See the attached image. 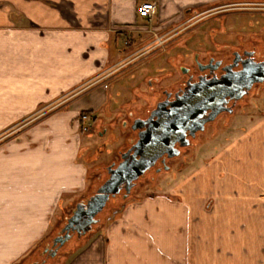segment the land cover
Segmentation results:
<instances>
[{
    "label": "crops",
    "instance_id": "0c3cea01",
    "mask_svg": "<svg viewBox=\"0 0 264 264\" xmlns=\"http://www.w3.org/2000/svg\"><path fill=\"white\" fill-rule=\"evenodd\" d=\"M139 1L0 0V264L35 262L72 214L67 202L90 196L77 119L105 95L68 94L117 64L116 44L147 21ZM151 1L161 21L176 7L242 0ZM244 119L162 196L130 201L44 264H264V113Z\"/></svg>",
    "mask_w": 264,
    "mask_h": 264
},
{
    "label": "rangeland",
    "instance_id": "374dc122",
    "mask_svg": "<svg viewBox=\"0 0 264 264\" xmlns=\"http://www.w3.org/2000/svg\"><path fill=\"white\" fill-rule=\"evenodd\" d=\"M144 1L151 0L139 1L138 5ZM259 3L264 1H230L199 8L176 7L171 11L167 9L165 14L170 13V16L161 21L155 17L150 22L142 21V24L139 20L137 31L124 37L123 43L119 42L114 47L119 54L117 64L102 77L68 94H87L86 97H90L98 89L105 95L104 108L101 106L94 114L83 112L77 119L85 146L80 161L91 170L88 181L94 183L90 195L106 181L107 167L112 163L116 165L119 153L128 147L129 140L133 138L129 127L132 118L148 112L157 99V92L169 88L174 82L173 77L180 78L179 66H191L194 54L205 60L209 56H223L233 49L252 46L264 54V8ZM263 113L264 85L253 89L235 108L233 115L220 117L200 133L194 145L173 161L169 171L140 178L125 201L123 194L110 199L92 229L107 223L106 219L110 217L117 218L130 201L162 196L165 187L162 185L167 179L178 177L186 166L209 160L217 149L230 141L233 134L242 130L238 125L242 121L245 125V116ZM85 115L90 116V121L83 119ZM80 196L88 195L84 192L67 204L74 208ZM70 245L56 255V261L65 256ZM36 257L38 261L39 249Z\"/></svg>",
    "mask_w": 264,
    "mask_h": 264
},
{
    "label": "flooded vegetation",
    "instance_id": "af4514ba",
    "mask_svg": "<svg viewBox=\"0 0 264 264\" xmlns=\"http://www.w3.org/2000/svg\"><path fill=\"white\" fill-rule=\"evenodd\" d=\"M255 64L264 65V54L255 46L233 49L226 55L209 56L205 60L200 59L199 54H194L191 66H179L180 78L173 77L174 82L169 88L157 92V99L152 108L144 115L132 118L130 129L136 120H141L138 124L142 127L131 129L133 138L129 140L128 147L119 153L115 166L121 162V154L131 148L133 150L130 154L134 153L140 135L148 131L149 144L158 138L157 136H164L159 146L153 148L156 149V152H152L156 158L154 164L141 178L147 174L158 175L169 171L173 161L180 157L184 150L194 145L200 133L216 123L220 117L233 115L235 108L253 89L264 85V81L254 82L251 89L238 99L251 81L249 70ZM168 76L172 77L171 74ZM155 80L159 83V79ZM147 84L150 86L151 82L148 81ZM224 122L226 124L227 120ZM149 147L148 145V149ZM120 194L124 195L125 192L122 190L118 195ZM51 249L49 243L41 251L39 260L31 264H44L51 258Z\"/></svg>",
    "mask_w": 264,
    "mask_h": 264
},
{
    "label": "water",
    "instance_id": "95a60500",
    "mask_svg": "<svg viewBox=\"0 0 264 264\" xmlns=\"http://www.w3.org/2000/svg\"><path fill=\"white\" fill-rule=\"evenodd\" d=\"M249 74L251 81L245 92L238 99H241L251 89L254 82L262 83L264 81V65L255 64L250 68ZM138 123H141V120H136L131 129H140L142 126L140 127ZM142 134L140 135V141L135 146L136 150H134V153L130 154L133 150L131 148L121 154V162L117 166L112 163L107 167L108 178L106 181L96 189L94 194L75 205L72 214L66 218L64 226L52 240V249L49 251V257H55L58 250L72 238V235L79 239L91 232L93 226L99 222L97 216L104 210L110 199L123 190L125 194L122 198L126 200L135 186V182L143 177L145 172L154 164L156 158L152 155V152L156 149L154 150L153 148L159 146L164 135L157 136L158 138H155L149 144V132L144 131ZM147 143L150 146L149 149ZM44 251L46 252V250Z\"/></svg>",
    "mask_w": 264,
    "mask_h": 264
},
{
    "label": "built area",
    "instance_id": "2783aa9c",
    "mask_svg": "<svg viewBox=\"0 0 264 264\" xmlns=\"http://www.w3.org/2000/svg\"><path fill=\"white\" fill-rule=\"evenodd\" d=\"M258 5H262L263 8H264V3H259ZM155 11H156V5L154 2L152 1H144V2H141L138 6H137V9H136V14H137V17L140 18V19H145L147 21H152V18L155 14ZM83 119L87 120V121H90V116L88 115H85V116H82ZM111 218V217H110Z\"/></svg>",
    "mask_w": 264,
    "mask_h": 264
}]
</instances>
